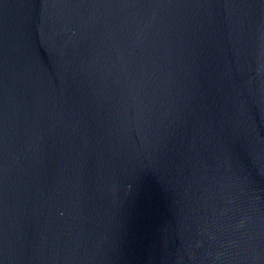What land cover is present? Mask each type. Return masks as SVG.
Returning <instances> with one entry per match:
<instances>
[{"label": "water", "instance_id": "1", "mask_svg": "<svg viewBox=\"0 0 264 264\" xmlns=\"http://www.w3.org/2000/svg\"><path fill=\"white\" fill-rule=\"evenodd\" d=\"M0 264H264V0H0Z\"/></svg>", "mask_w": 264, "mask_h": 264}]
</instances>
